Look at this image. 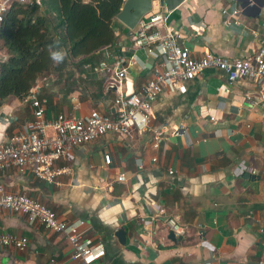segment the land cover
<instances>
[{
  "label": "crops",
  "instance_id": "crops-1",
  "mask_svg": "<svg viewBox=\"0 0 264 264\" xmlns=\"http://www.w3.org/2000/svg\"><path fill=\"white\" fill-rule=\"evenodd\" d=\"M258 1L251 9L248 0H154L153 12H167L165 30L193 57L213 52L238 59L264 47V4ZM235 9L241 14L231 21L239 24L229 25L223 11ZM114 25L116 43L102 50L97 63L114 56L108 60L110 77L95 78H101L104 91L94 92L93 83L90 94L97 98L83 101L81 88L65 93L64 83L55 86L53 76L41 79L36 87L49 100L47 119L92 110L113 114L118 96L139 92L154 77L158 56L138 50L124 82L113 78L116 62L134 54V31L117 18ZM6 58L1 51L0 61ZM258 94L251 80L231 83L223 72L208 69L188 82L185 94L165 90L153 105V126L184 128L171 137L165 153L152 148L149 131L132 129L75 148L56 163L70 174L53 184L16 169L0 172V184L45 204L62 221H86L89 237L105 248L98 264H264V104L251 103ZM32 119L28 99L9 98L0 110V147ZM122 174L125 181L119 182ZM168 218L186 229L177 244L169 238ZM120 228L127 233L125 245L115 236ZM0 234L29 241L24 250L0 247V264H78L66 233L31 226L24 215L0 210Z\"/></svg>",
  "mask_w": 264,
  "mask_h": 264
},
{
  "label": "built area",
  "instance_id": "built-area-1",
  "mask_svg": "<svg viewBox=\"0 0 264 264\" xmlns=\"http://www.w3.org/2000/svg\"><path fill=\"white\" fill-rule=\"evenodd\" d=\"M235 1V0H232ZM14 2L25 5H42L41 0H2L0 5V33L5 16ZM248 8L257 6L256 0H248ZM264 15V8L261 10ZM228 16V24L238 25L231 21L238 18L240 10L223 11ZM167 12H151L143 18L132 34L133 56L130 60L122 59L116 62L113 78L123 83L127 76V67L138 60L137 51L144 50L150 56H158L160 63L154 70V77L143 84L140 91L131 95H120L115 100L116 111L113 114H102L92 110L81 116L58 114L52 119L46 118L48 98L42 95L39 87L32 90L26 98L33 109V119L26 130L10 137L7 143L0 147V172L16 169L20 173L31 172L39 180L55 183L64 174H70L67 167L56 168V163L66 158L75 148L91 144L107 134H127L132 129L149 131L152 134V148L165 153L169 149L172 136L181 135L183 127L172 132L168 125L153 126V105L165 90L171 93L185 94L188 82L202 75L208 69L223 72L228 81L236 83L251 80L259 87V94L252 100L253 105L264 104V47L255 53L238 59H231L208 52L201 58H195L190 48L178 42L177 35L166 29ZM97 64L96 71L109 75V59ZM214 121L215 118H212ZM52 132V134H50ZM153 163L158 158H152ZM106 163H111V157L106 156ZM138 170L143 169L141 159L137 160ZM170 175L174 174L170 170ZM119 182L125 181V176H118ZM0 210L12 215H24L29 225L39 223L48 231L66 233L72 245L71 259L78 264H98L105 255L103 244L93 242L89 237L91 227L84 220L74 223L62 221L56 212L45 204L30 198L25 194L10 193L0 184ZM164 213V209L158 210ZM166 226L176 235L182 237L186 229L175 218H168ZM27 238L0 234V247H14L24 250L28 246Z\"/></svg>",
  "mask_w": 264,
  "mask_h": 264
},
{
  "label": "trees",
  "instance_id": "trees-1",
  "mask_svg": "<svg viewBox=\"0 0 264 264\" xmlns=\"http://www.w3.org/2000/svg\"><path fill=\"white\" fill-rule=\"evenodd\" d=\"M41 1V6L14 2L5 16L0 52L7 58L0 61V110L9 98L24 100L41 79L52 76L55 86L64 83L65 93L81 88V100L97 98L90 94V79L97 77L102 50L116 43L114 22L126 0ZM56 42L66 53L58 66L49 54V45L59 50ZM102 83L100 78L93 86L99 93L104 91Z\"/></svg>",
  "mask_w": 264,
  "mask_h": 264
},
{
  "label": "water",
  "instance_id": "water-1",
  "mask_svg": "<svg viewBox=\"0 0 264 264\" xmlns=\"http://www.w3.org/2000/svg\"><path fill=\"white\" fill-rule=\"evenodd\" d=\"M163 3V0H161ZM259 5L264 4L263 1H258ZM154 10V0H126L121 13L117 19L130 31H135L140 21ZM260 12V10H258ZM115 236L118 238L119 243L126 244L127 233L125 228H120L116 231ZM170 240L179 243L182 238L176 237L174 233L169 236Z\"/></svg>",
  "mask_w": 264,
  "mask_h": 264
},
{
  "label": "clouds",
  "instance_id": "clouds-1",
  "mask_svg": "<svg viewBox=\"0 0 264 264\" xmlns=\"http://www.w3.org/2000/svg\"><path fill=\"white\" fill-rule=\"evenodd\" d=\"M56 48L59 50L53 51V46L49 45V54H50V59L54 62L55 65H60L62 64L65 59H66V53L63 49H60L59 47V42H56Z\"/></svg>",
  "mask_w": 264,
  "mask_h": 264
},
{
  "label": "rangeland",
  "instance_id": "rangeland-1",
  "mask_svg": "<svg viewBox=\"0 0 264 264\" xmlns=\"http://www.w3.org/2000/svg\"><path fill=\"white\" fill-rule=\"evenodd\" d=\"M93 79H94V78H91V79H90V83H92V82H93V83L95 84V83L97 82V80H96V79H94V81H93ZM94 89H95V88H94ZM43 96H44V95H43Z\"/></svg>",
  "mask_w": 264,
  "mask_h": 264
}]
</instances>
